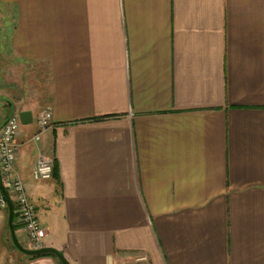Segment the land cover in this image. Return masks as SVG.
Instances as JSON below:
<instances>
[{
  "label": "crops",
  "instance_id": "1",
  "mask_svg": "<svg viewBox=\"0 0 264 264\" xmlns=\"http://www.w3.org/2000/svg\"><path fill=\"white\" fill-rule=\"evenodd\" d=\"M0 10L10 21L0 62L30 71L9 115L31 113L15 170L43 247L69 264H264V0H0ZM44 109L51 122L34 142ZM39 157L56 178L32 180ZM7 218L0 210V264Z\"/></svg>",
  "mask_w": 264,
  "mask_h": 264
},
{
  "label": "built area",
  "instance_id": "2",
  "mask_svg": "<svg viewBox=\"0 0 264 264\" xmlns=\"http://www.w3.org/2000/svg\"><path fill=\"white\" fill-rule=\"evenodd\" d=\"M50 122V111H40L36 119L37 132L33 135L32 141H39ZM21 128L18 114L0 120V210L7 211L2 187L12 205L13 214L26 242L31 246L30 249L37 250L43 247L45 230L37 218L33 203L26 194L24 183L15 170L19 151L17 137ZM52 173V162L45 157H39L32 168L31 177L34 182H45L52 179Z\"/></svg>",
  "mask_w": 264,
  "mask_h": 264
},
{
  "label": "rangeland",
  "instance_id": "3",
  "mask_svg": "<svg viewBox=\"0 0 264 264\" xmlns=\"http://www.w3.org/2000/svg\"><path fill=\"white\" fill-rule=\"evenodd\" d=\"M7 18H8L7 15L1 13L0 10V47H3L2 45L4 43L3 38H6L5 35L7 32L2 28V26L6 25L3 22H6L7 25L10 22L9 20H7ZM43 75L44 76L40 75V73L37 75L38 78L36 80V89H41L42 91H45L48 89L47 88L48 81L46 74L43 73ZM30 78L31 77H30L29 66L19 65L18 63L15 62H0V115L1 116L5 117L9 115L10 112L9 110L11 111L14 110L11 109L12 103L16 100V98H22V94L24 93L22 90L28 92V90L31 89ZM43 95H45V92L43 93ZM31 96H35V95L33 94ZM21 112H28V111H20L19 113ZM16 114H18V112L16 113L14 112L13 114L10 113L9 116ZM1 116H0V120H2ZM30 127H31L30 128L31 131L35 130V128L32 125ZM15 224L17 226V229H20L19 224L17 223L16 220H15ZM20 239L21 241H19ZM18 241L25 249L31 248L29 243L26 242L25 238L22 237V235L20 236ZM3 246L6 250V254L4 255L5 256L4 258L6 259L7 257V264H15L17 258L20 257L21 253H19L11 243L8 226H7V240Z\"/></svg>",
  "mask_w": 264,
  "mask_h": 264
},
{
  "label": "water",
  "instance_id": "4",
  "mask_svg": "<svg viewBox=\"0 0 264 264\" xmlns=\"http://www.w3.org/2000/svg\"><path fill=\"white\" fill-rule=\"evenodd\" d=\"M19 120L22 126H27L32 123L31 113L30 112H21L18 114ZM2 194L4 195L6 202H7V226L10 234V240L14 248L21 254L28 256V257H37V256H44V255H52L59 260L61 264H69L67 260L64 258L63 254L53 248L49 247H42L37 250L33 249H25L18 241L15 230L13 227V208L12 205L5 193V191L1 187Z\"/></svg>",
  "mask_w": 264,
  "mask_h": 264
},
{
  "label": "trees",
  "instance_id": "5",
  "mask_svg": "<svg viewBox=\"0 0 264 264\" xmlns=\"http://www.w3.org/2000/svg\"><path fill=\"white\" fill-rule=\"evenodd\" d=\"M56 177H57V166H56V163L53 162L52 178H56ZM15 220H16V217H15V215H13V227H14V230L16 231L17 230V226L15 224Z\"/></svg>",
  "mask_w": 264,
  "mask_h": 264
}]
</instances>
